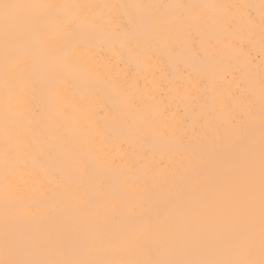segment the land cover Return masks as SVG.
Masks as SVG:
<instances>
[{
  "label": "snow or ice",
  "instance_id": "snow-or-ice-1",
  "mask_svg": "<svg viewBox=\"0 0 264 264\" xmlns=\"http://www.w3.org/2000/svg\"><path fill=\"white\" fill-rule=\"evenodd\" d=\"M205 7L216 6L0 0L5 96L0 264H264V72L258 113L250 77L230 82L234 90H226L211 106V80L175 89L199 109H193L195 118L186 125L170 119L163 93L151 110L143 107L139 79L124 73L114 58L101 62L91 47L99 35L104 42L120 43L117 55L150 63L137 52V29L143 24L158 28L160 10L179 9L199 20ZM97 8L130 11L96 13ZM223 22L231 20L226 16ZM85 32L88 36L82 38ZM82 83L88 91L78 95ZM101 102L140 113L149 123L155 117L161 135L171 134L185 145L188 161L183 163L182 153L181 167L201 194L178 200L170 188L144 175L122 177L121 188L114 190L112 172L118 165L107 164L106 154L95 148L101 137H95L86 153L65 124L69 121L72 132H79L81 121L75 114L90 119L92 106ZM35 154L58 162V180L52 169L44 175L29 170ZM137 183L143 187L141 199L131 191L130 185ZM53 185L58 190L54 199L40 205L42 222L13 229L19 221L11 209L17 202H31L22 194L46 196ZM121 217L127 224L117 227Z\"/></svg>",
  "mask_w": 264,
  "mask_h": 264
},
{
  "label": "bare ground",
  "instance_id": "bare-ground-1",
  "mask_svg": "<svg viewBox=\"0 0 264 264\" xmlns=\"http://www.w3.org/2000/svg\"><path fill=\"white\" fill-rule=\"evenodd\" d=\"M19 2H38V0H19ZM46 2L68 4L95 5H175L199 4L214 5L200 10L201 19L194 20L182 15V10H160L157 25L143 24L137 29V52L141 57L150 58V63H143L136 56L121 57L117 55L120 43H107L96 35L91 42L95 55L101 62L114 58L124 73L131 72L139 79L140 87L144 90L143 107L151 110V106L163 99L169 106V117L178 118L191 125L195 118L193 109L198 112L196 105L186 102L183 91H176L180 86H193L202 80H211L214 90L209 95V105L223 96L226 90H234V83L241 79L251 78L253 91L257 97L255 111H259V82L264 72V0H46ZM96 13L129 12L128 9L97 8ZM138 13L143 10H137ZM229 17L230 24H225L224 18ZM82 33L81 37H87ZM87 52V48L80 49ZM131 65L129 67L128 65ZM2 53H0V258H2V238L4 231V199L2 194L4 183L3 168V110L5 103L4 81L2 73ZM162 82L161 87L156 88ZM100 97L105 93L100 86ZM174 89L169 92L168 89ZM154 89V90H153ZM149 90H153L149 95ZM88 91L87 83H82L78 95ZM111 103V102H109ZM86 119L81 112L75 114V119L81 121L79 132L73 133L69 121L65 124L69 134L75 135L77 143L87 153L90 143L95 137H101V143L95 148L106 154V162H115L118 168L113 170L114 181L112 188L119 190L122 177L129 175H144L149 182L171 189L178 200L191 196H198L201 190L195 189L190 180V174L181 167L187 164L188 152L185 145L179 143L175 136L161 135L158 131L156 118L153 122H146L140 113H134L117 106L108 107L103 102L93 105ZM259 139V128H256V140ZM94 154V153H93ZM55 153L53 152V156ZM29 170L36 169L41 175L49 169L55 175L57 161L49 156L35 154L30 157ZM132 193L143 198L141 184H131ZM58 190L51 186L44 196L40 192L28 191L22 194L25 200L31 202L24 205L17 202L10 211V215L18 219V223L11 225L13 229L25 230L36 227L42 222L39 216L40 205L43 200L52 201ZM19 201V197H18ZM58 202V201H57ZM159 204V200L156 201ZM102 219V217H101ZM126 218L121 217L116 226H126Z\"/></svg>",
  "mask_w": 264,
  "mask_h": 264
}]
</instances>
